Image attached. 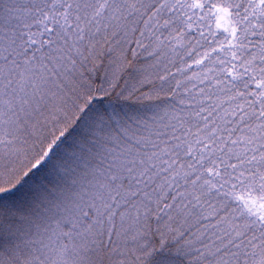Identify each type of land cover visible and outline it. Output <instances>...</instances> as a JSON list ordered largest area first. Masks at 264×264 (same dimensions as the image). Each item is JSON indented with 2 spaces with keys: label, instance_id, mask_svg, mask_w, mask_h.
Returning a JSON list of instances; mask_svg holds the SVG:
<instances>
[{
  "label": "snow or ice",
  "instance_id": "6c2138e0",
  "mask_svg": "<svg viewBox=\"0 0 264 264\" xmlns=\"http://www.w3.org/2000/svg\"><path fill=\"white\" fill-rule=\"evenodd\" d=\"M0 264H264V0H0Z\"/></svg>",
  "mask_w": 264,
  "mask_h": 264
}]
</instances>
